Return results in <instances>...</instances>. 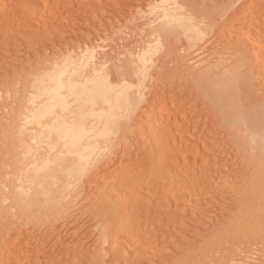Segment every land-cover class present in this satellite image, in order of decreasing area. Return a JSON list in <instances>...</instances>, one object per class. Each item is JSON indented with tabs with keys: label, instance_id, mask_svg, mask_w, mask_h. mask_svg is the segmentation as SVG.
Wrapping results in <instances>:
<instances>
[{
	"label": "rangeland",
	"instance_id": "obj_1",
	"mask_svg": "<svg viewBox=\"0 0 264 264\" xmlns=\"http://www.w3.org/2000/svg\"><path fill=\"white\" fill-rule=\"evenodd\" d=\"M155 1L0 0V187L19 182V138L29 140L36 127L26 122L28 98L48 85L56 63L76 62L69 67L88 69L83 59L94 53L115 84L130 87L126 102H117L113 133L97 143V152L107 160L79 181L75 196L45 216L43 210L23 216L15 206L8 209L13 202L0 193V264H264V149L251 152L256 141L241 136L239 125H230L234 105L219 101L204 81L210 68L243 54L238 56L252 75L245 78L250 91L241 94L242 110L259 138L258 122L264 126V0H191L202 19L211 22L195 46L182 34L160 41L151 33L159 24ZM148 42L154 53L144 66L136 53ZM119 74H124L121 79ZM228 110L236 111L234 116ZM54 135L50 142L62 144ZM107 182L114 185L109 188ZM103 184L108 191L125 185L129 193L122 188L121 196L130 195L128 206L138 201L127 206L133 227L127 221L130 230L115 237L116 245L133 244L131 249L123 253L110 243L106 257L99 242L94 244L97 225L102 219L109 222L100 205ZM97 195L102 198L96 200ZM92 200L101 201L96 207Z\"/></svg>",
	"mask_w": 264,
	"mask_h": 264
},
{
	"label": "bare ground",
	"instance_id": "obj_2",
	"mask_svg": "<svg viewBox=\"0 0 264 264\" xmlns=\"http://www.w3.org/2000/svg\"><path fill=\"white\" fill-rule=\"evenodd\" d=\"M155 3H157L155 7L156 8L158 7L160 9V12H158L159 14L153 12V14L158 15L155 20H157L159 22V24L155 28L152 27L151 33L156 34L159 37L158 40L161 41L162 39H166V40L171 41L174 38H176L182 34V36L185 35L186 38L189 39L191 46H195L205 36V33H204L205 30H203V29H206L210 25L211 22L207 21L206 17H205V19H202L200 7L198 5H195L194 2H192L191 0H159L158 2L155 1ZM152 6H154V5H152ZM155 12H156V10H155ZM151 17H154V16L152 15ZM151 19H149L150 24L152 22ZM147 20H146V22H147ZM181 40H183V39H181ZM184 40H185V37H184ZM148 44H149L148 46H144V47L141 46L140 48H138L141 50H138L139 53L138 52L136 53L139 60L144 64V66L146 64L145 61L146 62L149 61L151 59L152 54L154 53V48L150 45L151 42H148ZM258 47H259V43H258ZM260 49L261 48H259V50ZM84 52L87 53L86 49ZM85 53H84V55H85ZM71 55L77 56V54H75V53L74 54L72 53ZM238 55H243V54L240 52L233 59H232V57L229 58L228 59L229 62H227L224 66L216 65L214 68H210V72H208L205 75L204 81H205V85H207L209 87V88L206 87V89H208V91H209V89H211V91H214L216 93L217 99L219 96V101L224 99V100H226V102H228L230 104L229 106L234 105L237 112L235 111L236 112L235 119H232L234 122L232 120H229L230 125H231V127H233L234 125L238 127V125H239L237 130H239V133L241 134V136L245 137L247 140L256 141V143L251 146L252 149H250V150H252L251 152H255L256 150H258V148L264 149V126L258 122L259 128H257V129L262 131V132L258 133L259 134V138H258L257 135H255V133H256L255 130L253 131L254 128L252 129V127L249 126L250 124L249 125L246 124L247 119L249 117L247 118L246 116H244V113L242 110L243 99H242L241 94L243 91L247 92V90L250 88V86H249L250 83L248 84L249 79L247 81V79H245V78L247 75L249 77H251L252 69L251 68L248 69V64H247L248 62L241 60L240 56H238ZM97 56H99V55H97ZM66 57H68V56H66ZM98 58L95 56L94 53H90L88 57H85L83 59V62L81 61L83 66H87V64L89 65V63H90V65L87 66V67H89L88 69L87 68L86 69L80 68L77 65L73 66L72 68L69 67V66H72L76 62L69 63V64H67V62L56 63V66L53 65L54 68H52V71L47 76L46 81L48 82V85L47 86L45 85L44 89L41 91L40 94H33V95H30V97L28 98V101H29L28 103H30V105L28 107V111H27V115H26V122L32 123V124L34 123V124H36V127L33 128L34 129L33 134H30L29 140H25V138L23 136H21L19 138V142H21L19 147L22 148L21 149L18 147V150L20 149L21 151H20V153L18 152L20 155L19 156L20 158L18 159V169H16L18 172V177L16 179L19 182L15 183L11 187H9V184H4V183H3V185L1 184L2 186L0 187V191H1L0 193L4 195V197H2V199H4V200L10 199L13 202V204L11 206H8V209L15 206L17 208L19 214H21L23 216H27L30 213V211H32V210H35V212H39V211L43 210L42 212L44 213V216L47 215L48 214L47 210H49L51 207L62 205L63 203H65V201L67 199L69 200L70 197L75 196V192H76L75 188L78 185L79 181H81L82 178H84L88 172L92 171L93 168L96 167L100 161H102V160H104V158H106V156L100 155L99 151L97 152V150H96V148L98 146L97 143H98L100 138H106L111 133H113V126L116 124L115 116H116L117 102H119L121 99H123V100L125 99V102H126L127 93L125 91H127L126 89H129L130 87L128 88L129 83L128 84L123 83V81L121 82V80L119 82H121L122 84H115L113 81V78L110 76V73H108L109 70H107L106 63L104 64L103 62L98 61L100 59V58L99 59ZM64 61H65V59H64ZM103 61H105V59H103ZM50 67H51V65H50ZM39 69H40V67H39ZM43 69L44 68L42 67L40 70H43ZM126 69H128V68H126ZM43 71H45V70H43ZM127 71L129 72V69ZM131 71H132V69H130V72ZM145 71H146V69H145ZM257 72H259V71H257ZM115 73H117V71ZM118 73H120V72H118ZM260 73H262V72H260ZM128 74L129 73H127V75ZM40 75H41V71H40ZM40 75H39V77H40ZM116 75L117 74H115V76ZM123 75L119 74V76H120L119 78L121 79L123 77ZM32 77H33V74H32ZM117 78H118V76H117ZM117 83H118V81H117ZM119 87L121 88V90H119ZM249 91H250V89H249ZM123 92H124V94H122ZM8 94H9V92H8ZM212 94H213V92H212ZM0 98H2V97L0 96ZM105 104H108L107 105L108 108L105 107ZM226 106L227 105H225L224 107H226ZM218 107L220 108L221 106H218ZM57 108L60 109L63 112V114L62 113L57 114V112H56ZM232 111H234V110L229 111V114H232L233 113ZM253 112H255V114H257V111H253ZM234 113H233V116H234ZM248 113H250V111ZM229 114L226 116L227 118H228ZM262 114H264V113H262ZM262 114L260 111V115H262ZM45 117H49V118H51V120L47 123H44L43 119ZM251 117H252V115H251ZM256 117H258V116H256ZM244 119H245V121H244ZM256 119L258 120V118H256ZM239 122H241V123H239ZM248 122H250V121H248ZM231 123H234V125ZM251 123H252V121H251ZM240 124H245V125L242 127ZM254 127H256V126H254ZM19 131H20V129H19ZM237 132H233V133H236V135H238L239 133L237 134ZM54 133L56 134V136L55 135L54 136L58 140L63 142L62 144L58 145V144H53L50 142L52 135ZM4 134H5V132H4ZM20 134H21V132H20ZM243 137H242V140H244ZM251 141H249V142H251ZM244 152H246V151H244ZM106 160H107V158H106ZM106 160L104 162H106ZM109 160H108V162H109ZM100 166H102V165H100ZM165 175H167V173H165ZM173 177H175V176H173ZM122 178L127 179V177H125V176ZM122 178H121V181H122ZM129 179H130V177H129ZM130 180H132V179H130ZM117 181L119 182V180H117ZM109 182H110V180H109ZM125 182H130V181L126 180V181H124V184H125ZM107 183H106V185H107ZM108 184L110 185V186L108 185L109 188H111V186L114 185V184L112 185L111 183H108ZM106 185H104L105 189L102 190L100 188L102 190V192L104 191V195H103V200H104L103 203L104 204L102 203L100 205H101V207H103L101 209L102 214L107 216L109 222L107 223L102 219L100 221L101 223H99V224L97 223L98 225L96 227V230H97L98 236L95 234V236H97V238L95 240V243L93 242L94 244L99 242L100 247L102 248L101 252H104L107 244L111 243V245H114V243H115V245H116V242H117L116 239L117 238H115V237H117V235H119L121 237L122 235H120V234L123 233V231L126 230L127 227H130V225H132V227H133L134 224H130L131 220H130V222L128 221L129 218H128L127 213L129 212L128 208H130L132 203L134 202L133 205H135V202H138L134 198L135 201L131 202L130 206H128L127 200L130 197V195L127 194L129 197L124 196L126 198L121 196L122 195L121 194L122 188L125 185L123 187L119 188V184L118 185L115 184L118 186V188L115 187L116 189L113 188L112 191H108V187ZM132 185H130V186H132ZM125 188H126V186H125ZM125 188H123V191H125V193H126L128 191L124 190ZM130 188L132 191V187H129V185H128V188H126V189H130ZM101 190H100V194L102 195L103 193L101 192ZM132 193H130V194H132ZM100 194H98V195H100ZM98 195L95 197L96 200H97V197L100 198V196H98ZM134 195H135V193H134ZM132 196L133 195H131V198H132ZM101 198H102V196H101ZM93 199H94V196H93ZM96 200L95 201L92 200V201H94V203H95ZM100 201H97L96 202L97 204H95V206L98 205V203ZM90 204L92 206H94L92 204V202ZM127 206H128V208H127ZM94 207H93V209H94ZM133 211H134V209H133ZM130 217H131V215H130ZM132 217H133V213H132ZM134 218H136V217H134ZM64 221H66V220H64ZM127 221L129 222L130 225L128 224ZM12 222L14 223V220ZM61 223H62V221H61ZM91 223H93V222H91ZM50 224L52 225V223H50ZM42 225H41V227H42ZM248 225H250V224H248ZM4 226H5V224H4ZM12 226H7V227L11 228ZM241 226H242V224L238 227L240 228ZM243 226H246V225L243 224ZM238 227H236V229H238ZM250 227H251V225L248 228H250ZM19 228H20V225H19ZM248 228H247V230H248ZM251 228L253 229V226ZM2 229L3 228L1 227V230ZM11 229H12V233H13V228H11ZM94 229H95V227H94ZM243 229H245V228H243ZM25 230H27V229H25ZM127 230H130V228ZM254 230H253V232H254ZM18 231H21V229ZM125 232L129 233L130 231L129 232L125 231ZM129 234H131V233H129ZM0 236H2V234ZM124 236H127V234ZM129 237H131V235ZM122 238H124V237H122ZM128 239H130V238H128ZM114 240H115V242H114ZM112 242H113V244H112ZM236 242L238 243V241H236ZM118 244L116 245V247H119ZM120 245H123V244H120ZM132 245L133 244L130 245V247H129L130 249H131ZM235 246L237 249V245H235ZM127 247H125V244H124L123 249H122V247H119V248L122 249L121 250L122 252L123 251L128 252L129 248H127ZM114 248H115V246H114ZM95 250L97 252L98 249H95ZM113 250L115 252V249H113ZM117 250H118V248H117ZM133 250H134V248H133ZM237 252L239 253V250ZM99 254H101V253H99ZM103 254H105V252ZM231 254H232V252H231ZM100 256H102V255H100ZM106 256H107V254L104 255V257H106ZM99 260H102V259L100 258ZM147 260H148V258H147ZM152 262H151V264H152ZM229 262L230 261H228V263ZM147 264H149V263H147ZM155 264H159V263L156 262Z\"/></svg>",
	"mask_w": 264,
	"mask_h": 264
}]
</instances>
